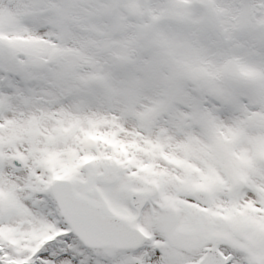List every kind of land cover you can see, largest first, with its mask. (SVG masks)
<instances>
[{
  "label": "snow or ice",
  "instance_id": "1",
  "mask_svg": "<svg viewBox=\"0 0 264 264\" xmlns=\"http://www.w3.org/2000/svg\"><path fill=\"white\" fill-rule=\"evenodd\" d=\"M0 264H264V0H0Z\"/></svg>",
  "mask_w": 264,
  "mask_h": 264
}]
</instances>
